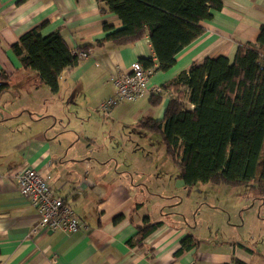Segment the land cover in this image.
<instances>
[{
	"label": "crops",
	"instance_id": "crops-1",
	"mask_svg": "<svg viewBox=\"0 0 264 264\" xmlns=\"http://www.w3.org/2000/svg\"><path fill=\"white\" fill-rule=\"evenodd\" d=\"M104 23L121 26L115 15L100 12L97 0H0V74L8 80L0 93V264H264V235L243 232L237 217L239 187L198 185L186 196L178 176L172 187L163 186L167 172L155 165L152 133L138 124L162 119L169 91L118 103L107 113L99 109L113 93L111 75L129 73L139 58L155 61L148 39L122 48L95 46L105 35ZM42 24V36L57 31L72 51H88L62 72L56 93L34 73L19 70L10 49ZM261 25L264 0H222L221 10L200 23L203 35L171 69L154 72L149 87L162 88L205 58L231 60L238 44L255 43ZM159 95L153 106L150 97ZM24 166L47 175L54 195L66 197L79 220L76 231L41 226L13 179ZM200 190L213 195L186 210L181 198L171 200L175 191L189 199ZM145 218L160 225L134 245ZM188 235L197 245L177 253Z\"/></svg>",
	"mask_w": 264,
	"mask_h": 264
},
{
	"label": "trees",
	"instance_id": "trees-1",
	"mask_svg": "<svg viewBox=\"0 0 264 264\" xmlns=\"http://www.w3.org/2000/svg\"><path fill=\"white\" fill-rule=\"evenodd\" d=\"M97 4L101 13L115 15L121 26L113 29L104 23L105 35L94 45L122 48L148 39L155 61L139 58L138 63L153 73L171 69L177 55L203 35L200 23L222 8V0H97ZM43 26L24 33L10 49L19 59V70L34 73L39 84L56 93L62 72L77 66L78 50L72 51L57 31L42 36ZM0 77L1 93L8 80ZM162 89L171 94L162 119L140 120L138 127L159 134L185 192L205 184L245 185L264 196V25L254 44L236 46L231 60L220 56L193 62ZM160 98L150 97L151 104L157 105ZM159 225L145 218L133 244H141ZM196 245L188 235L177 253Z\"/></svg>",
	"mask_w": 264,
	"mask_h": 264
},
{
	"label": "built area",
	"instance_id": "built-area-1",
	"mask_svg": "<svg viewBox=\"0 0 264 264\" xmlns=\"http://www.w3.org/2000/svg\"><path fill=\"white\" fill-rule=\"evenodd\" d=\"M78 61L88 56V51L78 50ZM153 70L143 69L137 62L127 74L110 76L113 93L99 105V109L107 113L118 103L135 102L163 90L159 86L150 88L148 80ZM19 194L26 199L39 216L40 224L45 230L74 232L79 227V220L66 197L56 196L48 182V176L35 169L24 166L13 176Z\"/></svg>",
	"mask_w": 264,
	"mask_h": 264
},
{
	"label": "rangeland",
	"instance_id": "rangeland-1",
	"mask_svg": "<svg viewBox=\"0 0 264 264\" xmlns=\"http://www.w3.org/2000/svg\"><path fill=\"white\" fill-rule=\"evenodd\" d=\"M139 131H141L139 129ZM151 144L150 146L152 149L150 152L153 154V157L155 159V165L156 167H160L163 172H167L166 180L165 177L163 180V186H166V184L170 185L171 187L175 184V177L178 176V170L176 169V166L173 164V162L169 159V157L165 153V149L163 144L161 143L159 134H151ZM114 148H117L114 145ZM179 177V176H178ZM163 189V188H162ZM236 194L235 198L236 200H241V208H237L236 211L237 217L241 219V221L245 224L242 226L243 232H251L252 234L260 233L261 235H264V196L257 193L256 190L251 189L249 186L242 185L239 188H236ZM193 191V190H192ZM190 193H186V196H189ZM203 190H200L199 192H196L191 196V198L187 199L182 196V191H175L173 192V198L171 200H177V202H180V198L183 201V204L180 206L181 210H186L188 206L192 205L195 201L199 199V197L205 196L206 194H202ZM168 192V191H167ZM166 194V192L163 191V195ZM208 196H212L213 193H208ZM216 193H214V196ZM219 199H221L223 202L228 199L227 197L220 196ZM165 200V199H164ZM171 202V201H169ZM165 204H170V203ZM172 204V203H171ZM235 207H239V204L236 203ZM258 221V223L256 222ZM245 226V228H244ZM262 236H259L258 238L251 237L250 240L253 241H259Z\"/></svg>",
	"mask_w": 264,
	"mask_h": 264
}]
</instances>
